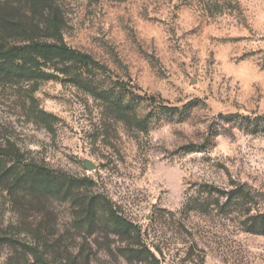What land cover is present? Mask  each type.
Wrapping results in <instances>:
<instances>
[{"label":"rangeland","instance_id":"rangeland-1","mask_svg":"<svg viewBox=\"0 0 264 264\" xmlns=\"http://www.w3.org/2000/svg\"><path fill=\"white\" fill-rule=\"evenodd\" d=\"M57 2L63 41L105 70L0 80L6 167L44 166L96 204L90 221L70 196L50 200L37 224L53 226L52 263L264 264L249 232L264 215V0ZM10 201L0 189V231L33 243Z\"/></svg>","mask_w":264,"mask_h":264},{"label":"trees","instance_id":"trees-1","mask_svg":"<svg viewBox=\"0 0 264 264\" xmlns=\"http://www.w3.org/2000/svg\"><path fill=\"white\" fill-rule=\"evenodd\" d=\"M22 1L23 5L18 10L16 8L13 10L8 1L4 8H0L1 81L12 82V78L17 76H26L28 80L39 79L45 74V68L50 69L48 64L55 72L63 75L73 68L105 70V67L90 54L75 49L63 41L66 21L57 0ZM120 86L126 89L123 83ZM130 94L142 102L159 103L165 111H179L178 108L162 105L155 97L137 95L133 91ZM6 162L8 161L0 157V189L8 193L10 205L24 222L32 218L30 224L24 225L34 242L24 243L13 232L0 231V249L8 248L13 253L4 264H53L52 259L61 254L52 243L51 238L55 236L52 234L53 226L49 227L46 222L38 225L37 221L40 216L47 221L50 214H53L50 200L58 198L67 185L72 186L79 182L56 175L44 166L23 164L20 167L8 168ZM63 194L78 203L85 218L95 221L98 217L93 199L87 202L83 193L65 191ZM111 217L117 227L125 231L135 229L131 223L113 212ZM254 220L249 232L264 235V215Z\"/></svg>","mask_w":264,"mask_h":264},{"label":"water","instance_id":"water-1","mask_svg":"<svg viewBox=\"0 0 264 264\" xmlns=\"http://www.w3.org/2000/svg\"><path fill=\"white\" fill-rule=\"evenodd\" d=\"M84 166H85V168L87 170H94V169H96V165L93 162H91L90 160H85Z\"/></svg>","mask_w":264,"mask_h":264}]
</instances>
